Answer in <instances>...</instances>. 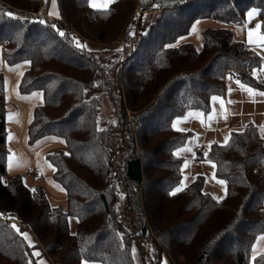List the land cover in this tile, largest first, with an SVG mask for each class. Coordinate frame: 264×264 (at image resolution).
<instances>
[{
    "label": "trees",
    "instance_id": "1",
    "mask_svg": "<svg viewBox=\"0 0 264 264\" xmlns=\"http://www.w3.org/2000/svg\"><path fill=\"white\" fill-rule=\"evenodd\" d=\"M56 2L54 18L43 11V0H0L2 60L29 61L19 91L39 90L43 97L28 141L64 138L65 149L45 159L66 196L65 209L53 206L42 187L7 173L6 76L0 70V264H38L34 252L49 264L84 258L136 264L133 246L140 248L144 236L153 264L163 252L172 264H264V247L251 255L264 233V133L256 125L247 123L230 132L228 144L210 147L207 158L226 182L224 198L206 191L202 177L171 194L181 179L175 149L189 135L173 129V119L191 109L207 113L211 97L224 94L228 71L254 83L261 62L230 28H204L200 50L173 43L198 18L242 24L252 8L264 32V0H113L106 8L89 0ZM157 4L142 27V15ZM135 9L141 12L133 27L128 21ZM70 217L77 221L74 232ZM14 224L29 234L31 246Z\"/></svg>",
    "mask_w": 264,
    "mask_h": 264
},
{
    "label": "crops",
    "instance_id": "2",
    "mask_svg": "<svg viewBox=\"0 0 264 264\" xmlns=\"http://www.w3.org/2000/svg\"><path fill=\"white\" fill-rule=\"evenodd\" d=\"M44 12L49 15L50 12H58V9L57 6L53 9L51 0H49L48 10ZM247 12L242 24H228L214 18H198L191 24L189 32L179 36L173 45L191 42L197 50H200L203 46L201 31L204 28H230L235 40L247 43L250 49L260 57L261 62L258 69L264 70V43L257 42L258 37L264 36V32L260 28L256 29V25H260L259 15L256 14L249 19ZM49 16L57 17L54 15ZM194 24L196 25L195 32L192 31ZM249 29L253 30L252 43L248 42ZM181 37L183 38L181 39ZM28 65L25 61L7 65L2 60L0 49V70L6 76L7 147L11 156V160L8 158L7 161V173L18 176L24 174V181L28 185L40 186L45 190L51 205L65 209V191L53 179V169L45 159V153H47L46 151L49 148L62 147L65 149L64 138L47 135L34 143L28 141L27 129L33 118V110L43 101L42 92L39 90L30 93H21L19 91L18 84L20 78ZM237 80L235 78L225 80L224 94L217 95L222 98V104L220 101H210V110L204 113V115L211 116V119H208V121L212 124L206 126V128L239 130L247 123L256 125L260 130L264 127V96L259 95L260 92H264V84L258 85L239 80L241 84L254 90L250 94L246 88L242 89L240 84L236 83ZM229 88H231V92H229ZM220 114L223 115L221 116L222 123L219 122V119H215ZM31 165L35 166L41 174V179L37 182H33L29 173H27V168ZM76 224V219L70 217L69 226L71 232L75 231Z\"/></svg>",
    "mask_w": 264,
    "mask_h": 264
},
{
    "label": "rangeland",
    "instance_id": "3",
    "mask_svg": "<svg viewBox=\"0 0 264 264\" xmlns=\"http://www.w3.org/2000/svg\"><path fill=\"white\" fill-rule=\"evenodd\" d=\"M90 5L94 8H106L109 6V0H92V3ZM48 6L49 0H43V11H47ZM155 14L156 12L154 11H150L149 13L145 12L142 15L141 26L146 27L152 21V18L155 16ZM226 79H229V77H227ZM103 110L106 115L111 113V108L108 104L105 106V108H103ZM221 116L223 115L220 114L219 117L215 118L217 120L219 119L220 123H222ZM178 117L182 118L181 123H179L178 125V128L182 129V131L188 132L189 135L185 142L175 149V155L182 157L181 179L175 188H177L178 186L182 188L186 187L191 184L197 177H202L203 188L206 191H208L214 198H224V196L226 195V184L222 185L218 182L223 179L216 176L215 164L212 160L208 159L207 156H205V153H207L208 155L210 147L214 142L224 143L225 137H229L230 132L235 129L217 130L206 128V126L212 124L210 121H208L209 115H204L203 111L197 109L187 110L184 114ZM176 119L177 117L173 119L172 123ZM196 147H199L201 149L200 153H196ZM57 148L62 147L49 148L46 152ZM186 163L187 166H185ZM20 177H22L24 180V174ZM181 181H183V185H181ZM262 236H264V233L258 235L255 239V242L253 244V246L255 245V250L254 248H252V256L256 255L263 249L264 239H260V237ZM151 246L152 245L148 236H144L141 239L140 248L143 251L142 253L140 252V248L136 244L133 246L135 248L133 256L135 257L136 264H153L152 260L154 250ZM37 262L38 264H49L48 260L44 256H38ZM164 262H166V264H172L166 253L163 252L160 255L159 264H164Z\"/></svg>",
    "mask_w": 264,
    "mask_h": 264
},
{
    "label": "snow or ice",
    "instance_id": "4",
    "mask_svg": "<svg viewBox=\"0 0 264 264\" xmlns=\"http://www.w3.org/2000/svg\"><path fill=\"white\" fill-rule=\"evenodd\" d=\"M89 2H90V4H91V3H92V0H89ZM111 2H113V0H109V3H111ZM51 3H52V7H53V9H55L56 6H57V2H56V0H51ZM93 6H94V5H93ZM256 14H258V9H256V8H252L251 10H249V11L247 12V17H248L249 19H251V18H252L254 15H256ZM8 15L11 16L12 13H8ZM49 15H54V16H57V17H58V16H59V13H58V12H50ZM40 22H41V23H45L44 21H40ZM51 27H52L53 29H56V31L59 33V35H60L61 37H64V36H65V33H64L63 31H61L60 29H58L55 23H53V24L51 25ZM259 28H260V25L257 24V25H256V29L258 30ZM192 31H193V32L196 31V25H195V24L192 26ZM252 35H253V30H252V29H249V32H248V36H249V41H248V42H249V43H252V42H253V40H252ZM182 38H183V37H181V39H182ZM257 42H259V43H264V36H260V37H258V41H257ZM171 46H172V45H168L167 47H171ZM76 47H77V48H81V49H83L84 47H86V45H82L81 43L76 42ZM117 51H121V50L118 49ZM25 63H30V62H29V61H25ZM256 74H257V72H256V70H254V71H253V75L255 76ZM231 78H232L231 75H229V79H231ZM236 83H237V84H240V87H241L242 89L246 88L247 91H248L250 94H252V93L254 92V90H253L252 88H247L246 85L241 84L239 80H237ZM229 92H231V88H229ZM33 95H36V94H33ZM259 95L264 96V92H260ZM211 100H212L213 102L220 101L221 104L223 103L222 98L219 97V96H212V97H211ZM209 119H211V116H209ZM181 120H182L181 117H177V119L172 123V127H173V129H176V130H178V131H182V129L178 128V125H179V123H181ZM261 131L264 132V127H262ZM229 138H230V137H225V140H224V144H225V145L228 144V142H229ZM66 155H68V154L66 153ZM205 156H207V153H205ZM9 160H11V156H9ZM209 162H210V161H209ZM49 166L51 167V165H49ZM185 166H187V163L185 164ZM53 170H55V169H53ZM218 182H219L220 184H222V185L226 183L224 180H220V181H218ZM181 185H183V181H181ZM181 190H182V187L178 186L177 188H175V189L173 190V192H172L171 194H172V195H175L177 192H179V191H181ZM33 191H35V189H33ZM216 199L219 200V199H222V197H216ZM13 228H16L17 232H19L20 235H22L26 240H28V241H29V245L31 246V243H32V242H31V240H30V237H29L28 233H26V232H20V229L17 228L15 224L13 225ZM260 239H264V236L260 237ZM253 248H254V250H255V245L253 246ZM133 252H135V248H134V247H133ZM34 255L39 256L40 253H39V252H34ZM133 258H135V257H133ZM253 258H255V257H253ZM29 264H31V261L29 262ZM81 264H94V261H93L92 259H90V258H84V259L81 260ZM164 264H166V262H164Z\"/></svg>",
    "mask_w": 264,
    "mask_h": 264
},
{
    "label": "built area",
    "instance_id": "5",
    "mask_svg": "<svg viewBox=\"0 0 264 264\" xmlns=\"http://www.w3.org/2000/svg\"><path fill=\"white\" fill-rule=\"evenodd\" d=\"M159 9H160L159 4H157L153 11L157 12ZM140 12L141 11L138 10V9L134 10L133 18H131L128 21L129 25H131L133 27L136 25V17L138 15V13H140ZM147 12L149 13L150 11H147ZM121 42L123 44L125 43V41L123 39H121ZM113 45H114V42L109 43V45H108L109 49L112 48ZM256 72H257V74L255 76L253 75L252 81L254 83L258 84V85L264 84V70L263 69H258V70H256ZM226 75H227V77H229V75H231L232 78H235V79H238V80L242 79V77H241L242 75L240 73L236 72V71L235 72L234 71H228ZM195 151H196V153H200L201 149L199 147H196ZM27 172L29 173V175L31 177V180L33 182H37V181H39L41 179V174L38 172V170H37V168L35 166H33V165L29 166L27 168ZM14 216H15V214H14ZM25 264H27V263H25Z\"/></svg>",
    "mask_w": 264,
    "mask_h": 264
},
{
    "label": "water",
    "instance_id": "6",
    "mask_svg": "<svg viewBox=\"0 0 264 264\" xmlns=\"http://www.w3.org/2000/svg\"><path fill=\"white\" fill-rule=\"evenodd\" d=\"M143 234H145V231L143 230Z\"/></svg>",
    "mask_w": 264,
    "mask_h": 264
}]
</instances>
